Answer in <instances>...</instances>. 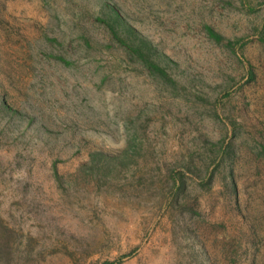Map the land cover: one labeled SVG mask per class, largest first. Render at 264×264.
<instances>
[{
	"label": "rangeland",
	"instance_id": "rangeland-1",
	"mask_svg": "<svg viewBox=\"0 0 264 264\" xmlns=\"http://www.w3.org/2000/svg\"><path fill=\"white\" fill-rule=\"evenodd\" d=\"M260 38L264 0H0V264H251Z\"/></svg>",
	"mask_w": 264,
	"mask_h": 264
},
{
	"label": "trees",
	"instance_id": "trees-1",
	"mask_svg": "<svg viewBox=\"0 0 264 264\" xmlns=\"http://www.w3.org/2000/svg\"><path fill=\"white\" fill-rule=\"evenodd\" d=\"M206 30H207V35L209 36L210 39H212L216 44L224 45L223 38H221V36L215 33L213 29H211L210 27H207ZM259 42L262 44V48L264 49V38H260ZM232 44H233L232 42H227V46H231ZM144 63L146 67L151 69V73L160 74L161 76H166L165 71L161 69L158 64L153 62V60L149 58H145ZM248 75H249V81L255 80L256 73L255 71H253V69H251V67H250V70L248 71ZM226 179L227 178H225L224 176L221 178V181L224 182ZM180 185H183V183L180 182ZM222 188L227 191L228 196L229 195L234 196V199H232L233 204L232 203L230 204L231 213L233 215L234 213H236L237 215L240 213L239 215H241V218L244 219V221H247V218L243 214V212H245L244 210L246 207L244 206V204H241L239 184H238V181L235 179V177L234 178L230 177L229 182L223 184ZM250 229L251 230L248 231L246 238H244L245 236L244 234H242L243 235L242 238H240V241L237 242V245H235V247L237 249L242 248L243 251L248 255L250 254L252 250L254 254H252L253 258L251 260V264H263L262 258L264 256L262 253L263 252L262 249H264V239L259 240L258 236L256 237L254 235L253 233L254 231L252 230L251 226H250Z\"/></svg>",
	"mask_w": 264,
	"mask_h": 264
}]
</instances>
